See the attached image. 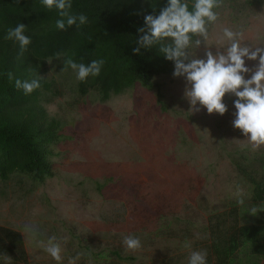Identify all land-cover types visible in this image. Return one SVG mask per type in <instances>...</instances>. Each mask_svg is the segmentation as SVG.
I'll return each instance as SVG.
<instances>
[{
	"label": "rangeland",
	"instance_id": "rangeland-1",
	"mask_svg": "<svg viewBox=\"0 0 264 264\" xmlns=\"http://www.w3.org/2000/svg\"><path fill=\"white\" fill-rule=\"evenodd\" d=\"M215 11L208 43L229 27L244 42L264 45V0H219ZM196 53L202 57L204 46ZM62 68L47 60L41 70L52 84L42 104L61 127L52 176L42 183L18 174L0 181V226L21 234L27 264H57L37 243L50 236L61 241V264L77 254L76 264H187L193 250L208 256L218 215L230 221L233 204L247 215L257 209L231 158L258 160L264 147L253 150L232 127L234 97L223 98V116L190 114L183 79L161 76L153 89L137 84L101 102L93 92L80 96L74 73ZM130 234L141 241L135 251L122 245Z\"/></svg>",
	"mask_w": 264,
	"mask_h": 264
},
{
	"label": "trees",
	"instance_id": "trees-1",
	"mask_svg": "<svg viewBox=\"0 0 264 264\" xmlns=\"http://www.w3.org/2000/svg\"><path fill=\"white\" fill-rule=\"evenodd\" d=\"M165 4L166 0H72L71 12L83 13L88 22L58 31L56 11L43 8L40 0H0V181L18 174L42 183L52 176L51 149L61 127L42 104L44 92L52 89L51 82L41 77L47 60L60 61L64 68L66 58L85 64L103 59L99 76L76 83L80 96L93 92L101 102L137 84L153 89L155 78L172 76V62L156 49L132 53L144 15L158 14ZM17 23L24 24L32 38L22 57H18V46L4 38ZM36 77L40 87L30 95L15 88L16 79ZM238 155L231 163L248 183L257 213L247 215L233 204L230 221L223 214L210 223L207 264H242L240 254L247 264H264V157ZM240 217L247 221L239 224ZM111 254L124 259L117 252ZM0 264H27L21 234L4 226H0Z\"/></svg>",
	"mask_w": 264,
	"mask_h": 264
},
{
	"label": "clouds",
	"instance_id": "clouds-1",
	"mask_svg": "<svg viewBox=\"0 0 264 264\" xmlns=\"http://www.w3.org/2000/svg\"><path fill=\"white\" fill-rule=\"evenodd\" d=\"M40 4L48 11H56L58 18L54 27L58 31L74 25L79 28L88 22L83 13L71 12L72 0H40ZM217 7V0H166L158 14L144 15L132 53L140 55L141 49H156L160 56L172 62V76L184 81L183 98L188 104L186 112L190 114L203 109L206 114L223 116L228 111L223 98L226 94L234 97L231 125L240 131L253 150H257L264 147V45L244 42L242 34L229 27L222 29L214 44L208 43L209 26L218 20ZM4 38L18 46V57L23 56L32 42L22 23L9 28ZM201 45L204 53L198 57L196 50ZM246 60L256 61V64L250 68ZM63 64L62 70L70 69L77 81L84 82L100 75L104 60L94 59L85 64L66 58ZM39 87V77L15 80V88L22 90L24 95H30ZM244 202L245 198L238 194L237 204L243 205ZM256 213V208L249 212L250 215ZM37 243L57 264H61L62 246L57 237L50 236L46 243ZM122 245L126 251H135L141 247V241L130 234L123 237ZM78 258L79 254L70 258L69 264H76ZM187 264H207V252L191 251Z\"/></svg>",
	"mask_w": 264,
	"mask_h": 264
}]
</instances>
